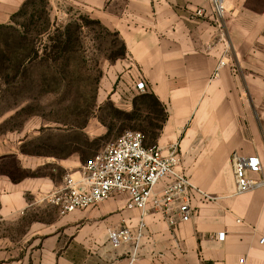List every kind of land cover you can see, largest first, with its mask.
<instances>
[{
	"label": "crops",
	"instance_id": "obj_1",
	"mask_svg": "<svg viewBox=\"0 0 264 264\" xmlns=\"http://www.w3.org/2000/svg\"><path fill=\"white\" fill-rule=\"evenodd\" d=\"M49 2L55 11L62 3L80 5L119 33L126 56L102 78L99 105L135 107L154 94L167 112L158 144L178 143L186 174L219 199L197 202L191 220L175 226L147 214L134 252L132 241L115 247L108 235L109 228L138 230L140 211L127 209L124 196L61 215L45 197L65 176L0 179V264H264V188L236 194L231 161L234 152L257 155L263 173L256 176L264 175V0H229L222 27L193 15L209 8L205 0ZM23 3L0 0V24ZM221 59L226 65L219 68ZM140 79L147 83L142 92L135 88ZM51 160L68 174L81 156ZM40 204L51 210L46 221L29 217ZM25 221L17 236L4 228Z\"/></svg>",
	"mask_w": 264,
	"mask_h": 264
},
{
	"label": "rangeland",
	"instance_id": "obj_2",
	"mask_svg": "<svg viewBox=\"0 0 264 264\" xmlns=\"http://www.w3.org/2000/svg\"><path fill=\"white\" fill-rule=\"evenodd\" d=\"M25 2V14H19L16 19L26 27L21 26L20 29H29V36H32L35 32L30 25L31 18L35 15V19L40 21L35 11H42L43 2ZM46 7L52 23L62 25L61 31L70 22L83 25L80 45L74 52L82 65L77 72H72L71 68L67 75L55 73L61 80V88L57 92L46 91L43 84L42 75L49 72L46 63H33L25 75L11 79L10 84L0 77L1 181L10 178L19 182L27 177L35 180L49 173L60 179L67 172H63L56 161L49 163L47 160L79 155V167L70 171L74 173L93 153L102 150L126 130L143 131L147 145L158 144L167 120L166 110L164 115H160L158 108L152 106L114 107L111 101L99 105L96 99V106L88 107L102 78L112 74V65L126 56L112 57L119 53L123 40L119 33L117 36L110 29L111 32H105L92 23L91 20L96 18L80 5L62 3L56 12L46 0ZM45 201L50 203L47 197ZM50 215L51 210L40 204L32 208L29 217L46 221ZM24 227H27V221L4 226L12 230L13 236L22 233Z\"/></svg>",
	"mask_w": 264,
	"mask_h": 264
},
{
	"label": "built area",
	"instance_id": "obj_3",
	"mask_svg": "<svg viewBox=\"0 0 264 264\" xmlns=\"http://www.w3.org/2000/svg\"><path fill=\"white\" fill-rule=\"evenodd\" d=\"M209 8L197 7L193 15L210 18L222 27L229 0H205ZM219 68L226 65L219 61ZM138 91H145L144 79L136 82ZM143 131L126 130L102 150L95 153L74 173L64 177L62 185L51 191L47 199L61 215L95 207L101 202L116 197L126 198V208L140 211V222L135 235L124 226L109 228L108 235L115 247L132 241L134 252L139 247L149 213L163 215L172 225L187 222L198 210L197 202L217 201L213 195L197 185L182 168L180 145L174 143L163 147L147 145ZM236 194L256 188H264L263 164L257 155L245 156L234 152L231 157ZM240 221V220H239ZM219 240L225 233L218 234ZM264 241V237L261 239ZM244 263V258H240Z\"/></svg>",
	"mask_w": 264,
	"mask_h": 264
},
{
	"label": "trees",
	"instance_id": "obj_4",
	"mask_svg": "<svg viewBox=\"0 0 264 264\" xmlns=\"http://www.w3.org/2000/svg\"><path fill=\"white\" fill-rule=\"evenodd\" d=\"M42 2V11L40 13L38 10L35 11L39 15L37 19L40 21L35 19L37 16L32 15L30 22V25H33L34 35L29 36V29L22 31L20 27L25 26L19 24L16 19L19 14H25L26 2L18 12L12 15L9 23L0 24V77L10 84L11 79L25 75L27 68L33 63L39 62L40 65L46 63L49 72L42 75L43 84L46 91L57 92L61 88V80L55 73L60 72L67 75L71 72V68H73L72 72H77L82 65L74 52L80 45V30L83 25L70 22L63 26V31H61L62 25L52 23L48 17L49 10L46 7V0H42ZM91 22L101 27L103 31L111 32L100 20L92 19ZM114 34L118 36V32L114 31ZM126 52L125 43L122 41L119 53L112 57L114 59L123 57ZM97 94L98 90L88 107L96 106ZM144 106L157 107L159 114L164 115L165 107L154 94H144L135 105V107Z\"/></svg>",
	"mask_w": 264,
	"mask_h": 264
},
{
	"label": "bare ground",
	"instance_id": "obj_5",
	"mask_svg": "<svg viewBox=\"0 0 264 264\" xmlns=\"http://www.w3.org/2000/svg\"><path fill=\"white\" fill-rule=\"evenodd\" d=\"M229 5V4H228Z\"/></svg>",
	"mask_w": 264,
	"mask_h": 264
}]
</instances>
